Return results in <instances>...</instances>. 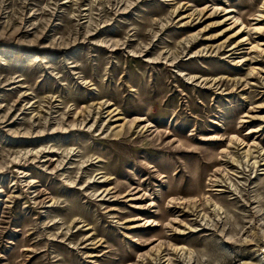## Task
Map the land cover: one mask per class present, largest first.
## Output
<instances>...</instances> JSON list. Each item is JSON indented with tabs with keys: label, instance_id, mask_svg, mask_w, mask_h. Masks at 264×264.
I'll return each instance as SVG.
<instances>
[{
	"label": "rangeland",
	"instance_id": "1",
	"mask_svg": "<svg viewBox=\"0 0 264 264\" xmlns=\"http://www.w3.org/2000/svg\"><path fill=\"white\" fill-rule=\"evenodd\" d=\"M261 229L264 0H0V264H264Z\"/></svg>",
	"mask_w": 264,
	"mask_h": 264
},
{
	"label": "bare ground",
	"instance_id": "2",
	"mask_svg": "<svg viewBox=\"0 0 264 264\" xmlns=\"http://www.w3.org/2000/svg\"><path fill=\"white\" fill-rule=\"evenodd\" d=\"M261 231H262V236L261 237H263L262 241H264V229H261ZM230 234L227 236V239H232V235H230ZM260 235H261V232H260ZM260 252L263 253L264 252V248H261ZM240 264H263V258H262V256L260 254H257L253 259L243 260Z\"/></svg>",
	"mask_w": 264,
	"mask_h": 264
}]
</instances>
